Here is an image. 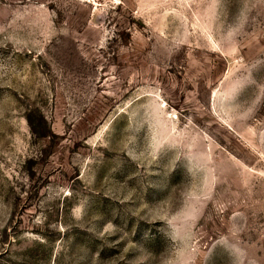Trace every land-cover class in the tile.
Segmentation results:
<instances>
[{
	"label": "rangeland",
	"instance_id": "374dc122",
	"mask_svg": "<svg viewBox=\"0 0 264 264\" xmlns=\"http://www.w3.org/2000/svg\"><path fill=\"white\" fill-rule=\"evenodd\" d=\"M0 264H264V0H0Z\"/></svg>",
	"mask_w": 264,
	"mask_h": 264
}]
</instances>
